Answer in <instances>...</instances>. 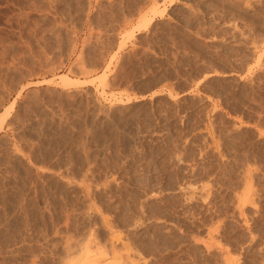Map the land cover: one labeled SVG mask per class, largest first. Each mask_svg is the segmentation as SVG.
I'll return each mask as SVG.
<instances>
[{"label":"rangeland","instance_id":"374dc122","mask_svg":"<svg viewBox=\"0 0 264 264\" xmlns=\"http://www.w3.org/2000/svg\"><path fill=\"white\" fill-rule=\"evenodd\" d=\"M0 264H264V0H0Z\"/></svg>","mask_w":264,"mask_h":264},{"label":"bare ground","instance_id":"6f19581e","mask_svg":"<svg viewBox=\"0 0 264 264\" xmlns=\"http://www.w3.org/2000/svg\"><path fill=\"white\" fill-rule=\"evenodd\" d=\"M154 10V9H153ZM152 10V11H153ZM143 17V16H142ZM145 18V17H144ZM147 19V18H146ZM141 23H142V21H140ZM144 22V21H143ZM150 22V21H149ZM149 22H144V24H145V26L147 25V24H149ZM65 75H60V78L62 77V79H63V81L65 80V84L66 83H68L69 84V82H66V77H64ZM65 78V79H64ZM67 81H68V79H67ZM172 97V96H171ZM3 115H4V113H3ZM2 123V122H1ZM86 126V125H85ZM43 128V127H42ZM106 129V128H105ZM78 130V129H77ZM83 131V130H82ZM51 132V131H50ZM63 134V133H62ZM67 134V133H66ZM36 158V157H35Z\"/></svg>","mask_w":264,"mask_h":264}]
</instances>
